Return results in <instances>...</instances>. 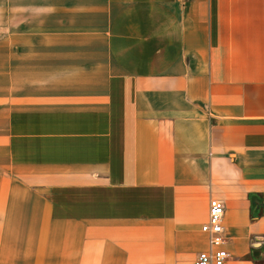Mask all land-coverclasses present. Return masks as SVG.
<instances>
[{
  "label": "crops",
  "instance_id": "crops-1",
  "mask_svg": "<svg viewBox=\"0 0 264 264\" xmlns=\"http://www.w3.org/2000/svg\"><path fill=\"white\" fill-rule=\"evenodd\" d=\"M264 264V0H0V264Z\"/></svg>",
  "mask_w": 264,
  "mask_h": 264
},
{
  "label": "built area",
  "instance_id": "built-area-1",
  "mask_svg": "<svg viewBox=\"0 0 264 264\" xmlns=\"http://www.w3.org/2000/svg\"><path fill=\"white\" fill-rule=\"evenodd\" d=\"M222 213L221 200L209 198L206 220L200 225V231L206 236V248L196 253L193 264H224L228 258L223 248L225 238L221 225Z\"/></svg>",
  "mask_w": 264,
  "mask_h": 264
}]
</instances>
